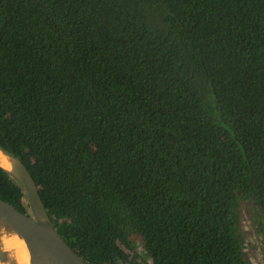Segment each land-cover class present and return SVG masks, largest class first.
I'll return each instance as SVG.
<instances>
[{
  "label": "trees",
  "instance_id": "obj_1",
  "mask_svg": "<svg viewBox=\"0 0 264 264\" xmlns=\"http://www.w3.org/2000/svg\"><path fill=\"white\" fill-rule=\"evenodd\" d=\"M0 150L88 264H250L264 0H0ZM0 199L30 213L2 168Z\"/></svg>",
  "mask_w": 264,
  "mask_h": 264
},
{
  "label": "water",
  "instance_id": "obj_2",
  "mask_svg": "<svg viewBox=\"0 0 264 264\" xmlns=\"http://www.w3.org/2000/svg\"><path fill=\"white\" fill-rule=\"evenodd\" d=\"M11 165L8 172L20 185L29 205L24 214L0 199V225L13 229L25 242L30 264H88L58 233L40 199L38 187L19 160L0 150ZM5 254L0 251V260Z\"/></svg>",
  "mask_w": 264,
  "mask_h": 264
},
{
  "label": "bare ground",
  "instance_id": "obj_3",
  "mask_svg": "<svg viewBox=\"0 0 264 264\" xmlns=\"http://www.w3.org/2000/svg\"><path fill=\"white\" fill-rule=\"evenodd\" d=\"M0 166L11 169L10 161L0 153ZM0 251L5 254L0 264H30L24 240L11 228L0 225Z\"/></svg>",
  "mask_w": 264,
  "mask_h": 264
},
{
  "label": "rangeland",
  "instance_id": "obj_4",
  "mask_svg": "<svg viewBox=\"0 0 264 264\" xmlns=\"http://www.w3.org/2000/svg\"><path fill=\"white\" fill-rule=\"evenodd\" d=\"M241 235L245 241V252L250 264H264V247L258 233L253 210L247 203H240Z\"/></svg>",
  "mask_w": 264,
  "mask_h": 264
}]
</instances>
